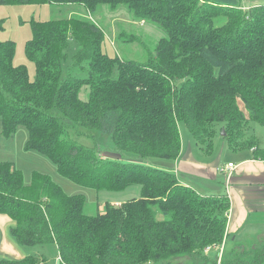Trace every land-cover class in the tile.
I'll return each mask as SVG.
<instances>
[{
    "label": "trees",
    "instance_id": "trees-1",
    "mask_svg": "<svg viewBox=\"0 0 264 264\" xmlns=\"http://www.w3.org/2000/svg\"><path fill=\"white\" fill-rule=\"evenodd\" d=\"M12 1L70 6L71 16L32 23L26 54L35 65L33 81L24 66L13 64L14 43L0 40L3 135L25 126L26 148L48 157L60 175L81 186L140 188L138 197L105 202L102 212L89 215L82 195L66 194L39 172L25 184L13 162L0 161V214L14 223L13 241L21 247L53 243L59 264H171L180 257L193 264H264V242L258 240L246 243L248 249L237 242L241 251L210 260L207 250L227 237L229 197L200 194L159 165L180 153L179 122L207 154L221 123L230 150H251L253 158L264 159V147L246 132L249 120L264 126V2ZM80 6L85 16L76 14ZM102 6H124L132 22L155 23L164 35L142 61L110 57L102 49L105 32L92 17ZM116 38L138 40L124 31ZM70 40L76 43L71 55ZM82 86L89 89L86 100L79 97ZM75 125L108 135L118 150L155 161L104 159L69 137ZM46 261L39 254L0 258V264Z\"/></svg>",
    "mask_w": 264,
    "mask_h": 264
},
{
    "label": "rangeland",
    "instance_id": "rangeland-1",
    "mask_svg": "<svg viewBox=\"0 0 264 264\" xmlns=\"http://www.w3.org/2000/svg\"><path fill=\"white\" fill-rule=\"evenodd\" d=\"M264 0H241L244 6L258 4ZM70 6L55 5L47 2L44 3H18L12 0H7L5 3L0 4V40L12 41L14 43V56L13 64L16 66L22 65L28 72L29 79L33 81L36 76L35 65L27 57L26 45L32 39V23L33 22H46L55 18H65L71 16L69 13ZM77 7V6H76ZM76 14L85 16L86 11L81 6L76 9ZM100 27L105 32V39L102 44L103 51L110 57L116 55L122 59H133L142 61L146 58L148 52H152L158 39L164 35L161 28L152 22H132L129 13L124 6H120L115 10H110L106 6L100 7L97 14L93 16ZM120 31L125 34L134 36L138 40L133 42L121 43L117 40L116 36ZM76 43L73 40L69 41L67 53L70 55L75 51ZM67 68L68 61L64 64ZM77 77H82L85 72L74 73ZM179 84L180 81L178 80ZM89 89L87 86H82L79 91V97L82 100L88 98ZM244 116L248 119L247 110L240 106ZM53 113L60 116V113L54 109ZM216 124V135L214 138V152H220L222 149L227 148V142L223 137L220 126ZM179 134H181L182 141L186 143L194 140L189 134L188 130L182 122L178 123ZM246 132L248 135H255L260 145L264 147V126L248 121ZM69 137L87 148H95L98 154L109 160L119 161H140L146 164L153 165L155 159H140L137 156L118 150L110 137L95 129H86L79 125H75L68 130ZM28 140V131L25 126L18 125L14 134L10 137H5L2 133V126L0 120V161L13 162L16 169H18L24 179L25 184H29L32 179V174L39 172L48 175L56 184H58L66 194L69 195H82L85 198V213L89 215L96 214L103 211V204L110 200L127 201L128 199L138 197L140 191L138 185H132L123 190H95L92 188L84 187L76 184L69 179L60 175L56 166L52 161L33 150L26 148ZM195 144V143H193ZM228 150L226 152V159L235 161L234 151ZM248 150H243L246 152ZM166 161V160H163ZM157 219H163V215L157 211ZM254 218V216H252ZM255 219V218H254ZM250 222H255L249 218ZM242 240L232 241L228 238L221 249H212L208 257L210 260L215 261L220 259L221 254L229 255L230 253H238L242 250L237 242H241L243 248L248 249L246 243L256 241L264 242V221L263 223H255L250 225L247 232L244 233ZM23 249L26 255H44L47 258L48 264H59L57 261L58 252L55 244L48 243L44 245L25 246ZM171 264H193L187 257H180L173 259Z\"/></svg>",
    "mask_w": 264,
    "mask_h": 264
},
{
    "label": "crops",
    "instance_id": "crops-1",
    "mask_svg": "<svg viewBox=\"0 0 264 264\" xmlns=\"http://www.w3.org/2000/svg\"><path fill=\"white\" fill-rule=\"evenodd\" d=\"M179 135V155L175 160L160 161L159 165L172 170L182 184L191 186L200 194L226 193L230 200L226 240H242L250 225L264 221V159L253 158L251 150H239L234 151L237 159L231 161L226 159L228 146L220 152H214L213 147L212 152L207 154L190 140L184 143ZM229 163L234 166L227 169ZM109 202L120 204L122 201ZM249 218L255 222H250ZM13 224L7 215L0 214V258L21 259L26 255L23 247L18 246L10 236ZM213 248L220 250L221 246L209 248L207 254Z\"/></svg>",
    "mask_w": 264,
    "mask_h": 264
},
{
    "label": "built area",
    "instance_id": "built-area-1",
    "mask_svg": "<svg viewBox=\"0 0 264 264\" xmlns=\"http://www.w3.org/2000/svg\"><path fill=\"white\" fill-rule=\"evenodd\" d=\"M233 166V164L232 163H229V164H227V169H229V168H231ZM58 259H59V257H58Z\"/></svg>",
    "mask_w": 264,
    "mask_h": 264
},
{
    "label": "water",
    "instance_id": "water-1",
    "mask_svg": "<svg viewBox=\"0 0 264 264\" xmlns=\"http://www.w3.org/2000/svg\"><path fill=\"white\" fill-rule=\"evenodd\" d=\"M222 134H223V132H222Z\"/></svg>",
    "mask_w": 264,
    "mask_h": 264
},
{
    "label": "bare ground",
    "instance_id": "bare-ground-1",
    "mask_svg": "<svg viewBox=\"0 0 264 264\" xmlns=\"http://www.w3.org/2000/svg\"><path fill=\"white\" fill-rule=\"evenodd\" d=\"M234 166V165H233Z\"/></svg>",
    "mask_w": 264,
    "mask_h": 264
}]
</instances>
